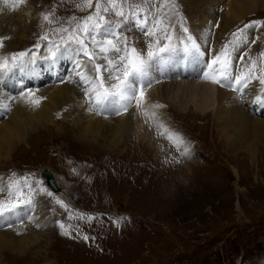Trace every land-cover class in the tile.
<instances>
[{"label": "rangeland", "instance_id": "374dc122", "mask_svg": "<svg viewBox=\"0 0 264 264\" xmlns=\"http://www.w3.org/2000/svg\"><path fill=\"white\" fill-rule=\"evenodd\" d=\"M23 1L15 7L9 5L12 15L0 10V37L5 38L0 53L11 58L20 52L33 53L43 42L63 45L70 33L75 34L77 21L95 9V0L91 9L82 0ZM189 1L127 0L124 10L127 13L129 7L139 5L137 9L147 11L149 20L163 17V24L157 27L164 29L170 25L166 29L172 36L170 44L181 51L185 44L191 43L186 40L189 34L196 41L199 36L198 18L191 13L190 19L187 13L188 7L192 12ZM27 7H30L28 11ZM19 9L25 11L19 14ZM223 13L219 11L220 15ZM20 15L23 20L18 18ZM46 15L48 21L44 19ZM107 16L116 22L122 20L111 11ZM256 21L264 22V10H255L243 22L241 28L246 43L239 39L241 28H236L229 30L219 48H215L220 50L217 56L229 63L234 56L231 45L240 44L241 59L247 60L246 66L252 75L264 80V23L255 24ZM218 24L212 27L211 42L206 46L211 50L210 55L214 39L221 32ZM249 24L253 26L245 28ZM181 25L188 28V33L182 31ZM28 27L32 30L21 39L20 34ZM64 28L69 31L64 32ZM121 32L127 40H135L138 49H146L150 42L156 49V39L161 44L165 42L164 31L146 37L140 29L125 24ZM44 36L48 39H41ZM179 55L177 57H182ZM29 59L35 58L31 54ZM11 63L14 64L11 61L9 65ZM115 65H104L102 69L109 75L105 69H113ZM72 66H58L57 82L44 80L38 89L61 86L80 78L83 70L79 72ZM88 66L94 70V66ZM119 66L117 62L114 68ZM205 68L203 64L194 77H178V81L192 86L203 84L201 73ZM13 70L9 68L10 72ZM152 70L143 79L147 85L141 99L144 103L151 102L159 113L144 124L138 116V128L130 131L121 144L113 145L103 138L97 143L80 138L76 125L80 117L76 121L75 116L82 107L70 106L69 110L55 115L53 129H43L34 137L37 132L31 133L13 147L9 158L0 157V181L4 184H0V201L7 205L26 203L11 201L16 197L24 199L18 192L19 196L4 197L5 193L9 195L8 190H13L12 195L16 193L15 188L8 186L14 184V180L23 193L28 191V186L37 188L38 198L34 204L39 210L33 215L42 226H37L38 230L31 225L24 227L21 236L32 243L24 247L22 255L8 249L0 251V264H264V145L258 143L250 153L245 148L232 147L209 129L201 128L199 121H190L186 115L194 119L207 115L213 118L217 105L202 111L192 103L184 111L179 102L162 100V96H157L161 95L160 84L172 80L167 77V69L160 76ZM10 72L1 74L0 79L17 83ZM234 74L232 77L236 78L240 73ZM119 75L123 79L122 73ZM250 77L247 76L249 82ZM89 79L87 83L78 79L86 89L74 86L81 92L89 91L95 84ZM248 85L242 98L240 96L247 104L255 102L257 97L252 83ZM3 92L10 93L8 89ZM19 93L12 92V96L18 97ZM138 94L134 100L140 99ZM16 101L11 103L10 109L0 113V125L11 116ZM255 111L258 113L259 109ZM43 170L51 173L60 191L53 192L45 185L41 177ZM44 222L46 225H42Z\"/></svg>", "mask_w": 264, "mask_h": 264}, {"label": "bare ground", "instance_id": "6f19581e", "mask_svg": "<svg viewBox=\"0 0 264 264\" xmlns=\"http://www.w3.org/2000/svg\"><path fill=\"white\" fill-rule=\"evenodd\" d=\"M13 1L0 0V10L5 12L7 11L6 13L9 12V14L12 15L11 12L13 11L9 5H13V7H15L16 4L21 5L19 0H15L14 4ZM190 3L191 5L189 6L191 7L192 10H190L192 12L189 11L188 7L187 13L190 19L193 15H191V13H194V16L198 18L200 29L199 33L197 32L199 35L197 43L200 45L201 51L204 53V55L201 56L194 52L188 51V63H186L187 67H184L185 51L177 50L175 45L176 50L171 53L174 54L172 56L174 62L172 67L169 68L171 71H173V73L170 72L168 67L165 68L169 71L167 72V77H169L172 81L165 83L164 85L160 84L162 86L160 88L161 95L159 94L157 96H162L161 98L164 101H171L173 103L179 102L182 105L181 110L184 111H186L189 104L192 103L197 109L201 108L202 111L217 105V111H214L213 118H210L209 115L197 119L191 118L187 115L185 117L189 118L190 121L193 122L199 121L201 128L203 127L205 129H209L210 132L216 134L217 137H220L221 139L225 140V142L230 143L232 147L241 149L245 148L247 152L251 153L258 143L264 145V102H258L255 99L254 101L259 106V111L258 113L256 111L251 113L249 109L251 104L249 103L250 100H247L249 104L244 103L243 100H241V95L245 93L244 91L249 86L248 84L252 83V91L256 96L259 95L261 96L262 100H264V84L260 83L261 80H258L255 75H252L251 69L246 66L247 60L245 59L244 61L241 59V55L239 54L241 52V48L239 49L240 44L236 45L237 48L234 44L230 47L234 53V56L231 57L230 60L231 63H226L225 59H222V56L216 64H212V60L217 57V54L220 51L217 48H219V45H221L220 42L222 39H224L225 35L229 34V30L241 28L248 14L253 13L257 9L264 10V0H191ZM185 5H187V3H185ZM29 8L30 7H27L26 11H28ZM220 10L222 13L224 11L223 15H220L221 13L219 14ZM21 11L24 12L25 10L19 9V14ZM18 18L23 20L24 17L20 15ZM218 23H220V26L218 27L221 28V32H219V37L214 39V49L212 55H210L209 53H211V50H209V48L206 46L211 42L213 31L212 27ZM31 30L32 29L28 27L25 31H22L20 38L24 39ZM176 36L178 35L176 34ZM176 43L181 42H175V44ZM227 46H230V44ZM14 49H17V47H14ZM112 54L115 53L111 52L110 50L109 52H106L104 56L112 57ZM178 54H180L182 57H177ZM30 56L24 58L30 63L20 66V68H18V72L17 70L15 72L14 70L11 72L9 71L10 75L14 72L12 79L17 78V83L13 84L14 80L7 81L8 79H0V113H4L5 110L10 109L11 103L17 99L16 103L14 102L16 106L12 110L11 116L6 122H2L0 125V157L2 158H7L10 156L13 147L20 143L23 139L27 138V136H29L31 133L37 132L36 134L34 133V137L37 134H41V130L43 129H53L55 115H58L59 111L61 110L65 111L70 106L81 105L82 108L78 110L79 112L75 116L77 119L76 121L79 120V117L81 120H79L78 123L76 122V125H78L79 128L78 132L81 136L80 138L86 142L92 143H97L99 139L103 138L105 142L108 141L112 144H121L124 140V137L130 131L138 128V116L140 117L141 124H144L145 121L146 123H149L151 119H155L153 116H156V114L159 113V110H157V108L151 102L148 101L144 103L141 99L146 90V83L144 84V80L140 81V84L144 87V89L142 87L143 95L139 96L140 99L137 98V100H133L132 104L128 101H120L121 103L119 104V101H116L103 106L98 105L95 102L96 94L92 87H90L89 91L88 89L83 92L79 90H83L84 87L83 84H79L81 81L78 79L83 80L82 83H87L90 81V77L91 80H93V83L97 84L92 75L93 68L91 69V67H89L87 64L86 59H83L81 56L70 57L66 55L60 58V65L58 64V61H56L57 67L71 64L74 66L72 67L75 68V70L79 72L80 70H83L81 73H79L81 74L80 78L76 77L75 80L72 79L69 83H62L61 86H53L44 90H39L38 88L40 83L44 80H47L48 78H51L47 74L54 65H44V62L41 58L37 60H30ZM167 56V63L169 66V63L171 64V57L168 54ZM9 57L10 56L4 53L3 55L0 53V63L7 62L8 68L9 63L12 61ZM176 57L177 59H175ZM98 62L102 63L99 60ZM203 64L205 67H207L205 68L204 73H201V75H203V84L199 82L192 86L189 83L178 81V79H180L178 77H194L197 72L196 70L200 69L201 65ZM78 67L81 68L78 69ZM114 67H112V75L117 74L114 71ZM152 69H155L156 71V64ZM5 72H7V69L0 70V75ZM237 72L240 73L238 77L242 78L239 85L232 83V81L235 79L232 76ZM45 73L47 74L45 75ZM163 73L164 72L162 71L161 75ZM224 75H227V80L222 78ZM247 76H251L250 82L247 80ZM216 80H220L221 82L217 83L215 82ZM158 81L160 82V80ZM54 82H57V80ZM107 84L109 86L105 85V87H108L111 90V85L117 84V80L109 78V82ZM245 84L247 87L244 86ZM74 85H78L79 89ZM5 89H8L10 93L5 94L3 92ZM22 91H25L24 94ZM12 92L20 93L18 94V97H15L12 96ZM138 93L140 94L139 91L137 94ZM137 94L135 96H137ZM148 95L149 93L147 96ZM153 95L151 93V97ZM73 113L75 114V111ZM67 115H65L63 118H65ZM110 115L119 116H117L115 119H111L108 118ZM22 120L25 121L23 122ZM58 130H61V128H58ZM0 184H3V182L0 181ZM2 187L3 190H6L4 186ZM30 192L31 193L25 196L24 199H18L19 197H16V199L14 198L11 200L12 202L24 201L26 203L23 205L20 202V205H17L15 209L8 211L6 215L0 218V251L8 249L11 252H17L18 254L22 255L26 250L24 247L32 243L29 238L21 236V233H23V228L28 227L29 225H31L33 228H37V226L40 228L42 227L40 225L41 223L39 224L37 217L33 215V212L39 210L38 207L35 208V202L38 198V195L35 193L36 191L34 189H30ZM16 194L17 191L13 195H7L5 193L4 197L9 199L10 197L16 196ZM28 201H31V203H28ZM44 217H46V215ZM42 225H46V222H44ZM39 227L36 230L40 229ZM33 240L34 239H32V241Z\"/></svg>", "mask_w": 264, "mask_h": 264}, {"label": "snow or ice", "instance_id": "6c2138e0", "mask_svg": "<svg viewBox=\"0 0 264 264\" xmlns=\"http://www.w3.org/2000/svg\"><path fill=\"white\" fill-rule=\"evenodd\" d=\"M19 2L22 3L23 0H19ZM126 2L127 0H95L94 11L77 21L76 27L73 29V33L75 34H69L68 39L64 41L62 49L59 45H57V51L51 52L52 58H56L57 52H60L62 55L67 54L69 56H84L89 60L95 59L92 51L89 50L92 45H94L100 52H104L106 50V46L114 52H123V55L117 57L116 62L111 59H107V63L109 65H115L117 62L119 63L120 66L115 68L117 73L116 75H112L111 68L105 69V71L109 73V78L117 80L118 83L111 85V90L104 86L103 78L100 79L98 84L92 85L96 94L95 102L101 106L111 104L116 101L131 102L135 99V95L138 91L140 92V95H143V86L139 84V81L149 75L157 61L163 59L165 55L176 50L175 46L170 44L172 36L168 35L166 31L167 27H170V25L165 26L164 29L157 27V25L163 24V17L149 20L146 12L144 14H141L140 12L133 13L129 9L126 13L124 10V4ZM145 2H148V0H145ZM163 2H174V0H163ZM82 3L91 9L93 8L94 0H82ZM137 7H139V5H137ZM110 11L112 15L115 17H121L122 20L116 22L109 18L107 14ZM44 19L48 21L49 16L46 15ZM72 19L75 20L76 18L72 17ZM254 23L262 24L264 22L256 21ZM125 24L130 25V28L136 27L140 29L146 37H154L156 32L164 31L165 43L161 44L160 40L156 39V50H153L151 42L147 45L146 49H138L134 43L129 45L127 37L123 40L119 39L122 35L120 30L123 29ZM252 26V24H249L246 25L245 28H250ZM181 27L184 33H188V28L183 27V25H181ZM63 31L68 32L69 30L68 28H64ZM240 33V39L246 43L247 41H244V29H240ZM4 39V37H0V47H3ZM41 39L47 40L48 37L44 36L41 37ZM186 40L191 42L190 47L188 44L184 45V50L186 52L191 51L201 56L204 55L201 51L200 45L196 41V38L189 34L186 37ZM36 47H40V45H36ZM27 55L28 53L26 52L15 54L13 56V60H17V64L14 66H24L27 63H30L24 59ZM219 59L220 57L217 56L212 60V64H216ZM102 67L103 65L101 64H94V68L97 72H99ZM7 68V62L0 63V70ZM121 72L123 79H121V76L119 75ZM222 78L225 80L228 79L227 75H224ZM241 79V77H236L232 83L239 85ZM215 82L220 83L221 81L216 80ZM260 83L264 84V80H261ZM244 86L247 87L246 84ZM255 99L258 102H264L259 95ZM0 191H2V189H0ZM49 195H51V193H49ZM28 203H31V201H28ZM16 207L17 205H11V207H9L4 202L0 201V216H2L5 212L12 211ZM85 239L87 240L88 237L85 236Z\"/></svg>", "mask_w": 264, "mask_h": 264}, {"label": "water", "instance_id": "95a60500", "mask_svg": "<svg viewBox=\"0 0 264 264\" xmlns=\"http://www.w3.org/2000/svg\"><path fill=\"white\" fill-rule=\"evenodd\" d=\"M49 182H51V184H54V181L52 178L49 179ZM55 186V185H54Z\"/></svg>", "mask_w": 264, "mask_h": 264}]
</instances>
